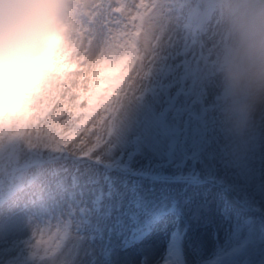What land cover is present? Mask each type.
Returning a JSON list of instances; mask_svg holds the SVG:
<instances>
[{"label": "snow or ice", "instance_id": "6c2138e0", "mask_svg": "<svg viewBox=\"0 0 264 264\" xmlns=\"http://www.w3.org/2000/svg\"><path fill=\"white\" fill-rule=\"evenodd\" d=\"M87 4L85 59L54 85L46 107L22 131L0 130V264H98V198L90 196L80 165L108 163L120 111L144 95L158 67L174 57L180 66L192 62L211 73L203 30L208 0ZM102 45L112 59L133 51L138 56L119 107L94 106L89 59Z\"/></svg>", "mask_w": 264, "mask_h": 264}, {"label": "rangeland", "instance_id": "374dc122", "mask_svg": "<svg viewBox=\"0 0 264 264\" xmlns=\"http://www.w3.org/2000/svg\"><path fill=\"white\" fill-rule=\"evenodd\" d=\"M82 2L87 3V0ZM135 2L140 3V0ZM216 7L217 0H208L203 21L205 55L211 73H204L192 62L180 66L173 57L154 71L144 95L120 111L115 144L107 159L127 173L113 169L109 175L113 183L108 186L100 167H95L91 161L80 165L90 181V196L94 198L98 192L105 196L101 207L98 205L99 215L94 218L101 227L96 240L109 236L97 252L98 264H118L128 249H132L134 255L124 264H154L145 245L128 247L129 242L146 229L152 230L151 237L153 233L162 235L160 250L165 257L171 218L166 219L164 225L158 218L167 213L172 199L179 204L181 201L193 219L187 237L190 264H253L257 256L264 253V223L254 216L257 228L247 229V234L240 236L244 232L242 219L247 223L253 220L225 205L214 185L229 186L255 205L257 214L264 219V122L240 135L228 132L221 123L215 100L217 85L211 64V44L218 25ZM82 32L77 41L87 44ZM113 62L110 56L106 67ZM67 72L50 82L41 108L46 107L54 85L64 80ZM131 84L128 80L120 96L111 101L103 97L106 88L103 85L93 97L95 108L119 107L124 91ZM80 107H87V100H81ZM170 126L171 132L165 129ZM173 133L178 134L179 140L173 141L168 151L165 145ZM177 153H183L184 157L179 159ZM192 155L198 157L210 176L198 187L155 183L134 176L135 173L154 178L167 176L164 178L175 180L193 175L188 165V156ZM227 230L240 237L223 243L221 240ZM254 246L257 250L252 255Z\"/></svg>", "mask_w": 264, "mask_h": 264}, {"label": "clouds", "instance_id": "9594fccd", "mask_svg": "<svg viewBox=\"0 0 264 264\" xmlns=\"http://www.w3.org/2000/svg\"><path fill=\"white\" fill-rule=\"evenodd\" d=\"M82 0H0V130L20 132L65 74L89 9ZM211 64L228 132L264 122V0H217Z\"/></svg>", "mask_w": 264, "mask_h": 264}, {"label": "bare ground", "instance_id": "6f19581e", "mask_svg": "<svg viewBox=\"0 0 264 264\" xmlns=\"http://www.w3.org/2000/svg\"><path fill=\"white\" fill-rule=\"evenodd\" d=\"M84 36V30L82 32V35ZM85 37V36H84ZM102 39V38H101ZM87 50V44L84 41H77L75 44V47L72 50V63L69 67V72H67L68 74L71 73L76 67L79 66V61L82 59H85V52ZM77 53H80L79 55H77ZM133 58L134 55L133 53L130 55L128 63H127V68H130L133 63ZM110 59V54L108 53V51L104 48V46L102 45L100 50L96 52L95 55H93L90 59H89V64L93 69V72L95 73L94 75V87L96 89V96L99 92V90L101 89L100 87H103V81H104V77L109 76L110 74V69L109 67H106L108 64V60ZM64 75V74H63ZM107 78V77H106ZM106 80V79H105ZM85 85H87V81L85 82ZM85 95H87L88 92V88L87 86L84 87V89L82 90ZM86 100V99H85ZM83 100V102L85 101ZM198 179H202L200 177H193L191 178V181H197ZM169 213L164 214L162 217L158 218L159 221H161L163 223V225L166 222V219L168 220L169 217ZM235 220H237V217H234ZM233 218V219H234ZM231 221H229L230 224ZM242 228L244 230V232L242 231V235L247 234V227L251 230H254L255 228H257V223H253L252 225L247 224L246 222H243L242 220ZM227 234L225 235V237L222 238V242L223 243H228V241H230L231 239H233V241L235 239H237L238 237H240L239 235H237L235 232H229L228 230L226 231ZM152 231L150 230L144 237L142 238L139 245H145V250L150 254L151 258H152V262H154V264H165V258L161 255V245H162V235L160 233L155 234L153 233V236L151 237ZM153 240H152V239ZM228 238V239H227ZM151 239V240H150ZM202 239V238H200ZM227 239V240H226ZM99 241L95 240V244L97 246V252L100 248L101 243L104 242L105 238L104 237H99L98 238ZM252 255L256 252L257 247H253L252 248ZM133 251L132 249H128L123 253V257L121 262H119L118 264H124L126 261H130L129 256L133 257ZM249 255V256H252ZM262 264H264V259L262 260Z\"/></svg>", "mask_w": 264, "mask_h": 264}]
</instances>
